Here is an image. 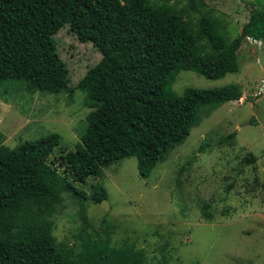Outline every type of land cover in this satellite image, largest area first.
Here are the masks:
<instances>
[{"label": "trees", "instance_id": "16d2710c", "mask_svg": "<svg viewBox=\"0 0 264 264\" xmlns=\"http://www.w3.org/2000/svg\"><path fill=\"white\" fill-rule=\"evenodd\" d=\"M178 1L0 0V85L65 89L54 39L64 26L101 53L77 83L94 109L75 151L60 150L50 159L59 134L9 147L0 131V264H145L142 250L111 244L104 218L97 232L89 220L85 202L106 200V188L95 183L87 193L73 183L98 178L130 156L147 178L189 135L203 106L242 97L237 84L177 94L172 85L179 71L220 79L238 71L237 51L245 38L264 41V0L251 2L249 18L233 39L223 21L204 10L207 0H184L182 6ZM250 156L252 163L256 158ZM63 192L79 200L78 244L64 246L52 232L51 217ZM202 212L212 217L206 206Z\"/></svg>", "mask_w": 264, "mask_h": 264}, {"label": "rangeland", "instance_id": "374dc122", "mask_svg": "<svg viewBox=\"0 0 264 264\" xmlns=\"http://www.w3.org/2000/svg\"><path fill=\"white\" fill-rule=\"evenodd\" d=\"M253 1L207 0L203 8L223 21L226 35L233 39L248 20ZM192 16L196 19L198 13ZM54 39L64 63L65 89L43 90L19 82L0 85L3 143L14 147L57 133L61 141L50 159L60 150L75 151L81 143L86 116L94 108L77 83L101 59V53L79 41L68 26ZM237 61L236 73L217 80L179 71L172 85L177 94L186 88L237 84L242 97L214 108L203 106L189 135L147 178L140 176L137 158L130 156L109 165L98 178L73 183L87 193L95 183L106 188V200L85 202L89 220L96 232L104 225L110 228L112 245L142 250L145 264H264V88L258 92L264 82V41L245 38ZM232 132L231 140L220 142ZM250 154L256 158L252 163L247 161ZM204 206L211 218L203 214ZM51 220L58 243H79L77 198L63 192Z\"/></svg>", "mask_w": 264, "mask_h": 264}, {"label": "built area", "instance_id": "2783aa9c", "mask_svg": "<svg viewBox=\"0 0 264 264\" xmlns=\"http://www.w3.org/2000/svg\"><path fill=\"white\" fill-rule=\"evenodd\" d=\"M264 88V82H263V85L259 88L258 92H261ZM258 92H255V93H258Z\"/></svg>", "mask_w": 264, "mask_h": 264}]
</instances>
